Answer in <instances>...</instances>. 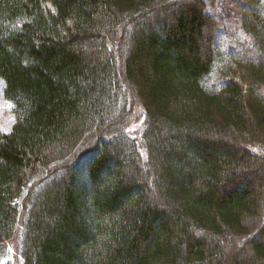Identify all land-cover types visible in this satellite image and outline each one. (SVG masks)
Segmentation results:
<instances>
[{"label": "trees", "instance_id": "trees-1", "mask_svg": "<svg viewBox=\"0 0 264 264\" xmlns=\"http://www.w3.org/2000/svg\"><path fill=\"white\" fill-rule=\"evenodd\" d=\"M222 5L0 0V264H264V21L207 89Z\"/></svg>", "mask_w": 264, "mask_h": 264}, {"label": "rangeland", "instance_id": "rangeland-1", "mask_svg": "<svg viewBox=\"0 0 264 264\" xmlns=\"http://www.w3.org/2000/svg\"><path fill=\"white\" fill-rule=\"evenodd\" d=\"M225 5L218 6L213 10H209L208 13L216 14L221 16L222 20V29L216 35L215 39V50H216V69H213L212 72L207 76L202 82L207 89L217 88L220 84V76L217 72H224L225 67L232 65L234 57L236 59H241L242 57L251 58L254 54L252 50L253 45L251 44L252 38L251 35L246 33L244 30L239 28V22L243 17V12H248L252 10L250 14H246L248 23L259 22L257 20L262 19L264 21V7H259L255 4L246 3V0H222ZM252 7V8H251ZM236 9L240 13H237ZM255 9V10H254ZM259 9V10H258ZM248 10V11H247ZM258 10V11H257ZM170 20V19H169ZM260 33V38L264 39V33L261 31L258 25L254 27ZM225 40L228 45H225ZM230 41V43H229ZM220 57V58H218ZM229 58V59H228ZM3 84L0 81V130L7 132L15 120V115L13 112L12 104L4 99L2 96ZM139 108L136 107L134 113L135 118L138 117L141 113ZM135 121L133 122V124ZM132 124V125H133ZM139 124V118L136 123V128ZM7 248L10 252V261L12 263L19 264L18 256L16 254V245L15 241L8 242ZM243 252V251H242ZM239 252L240 254L242 253Z\"/></svg>", "mask_w": 264, "mask_h": 264}]
</instances>
